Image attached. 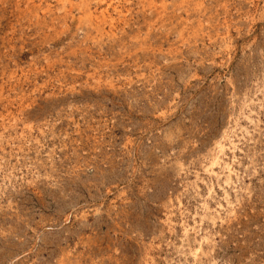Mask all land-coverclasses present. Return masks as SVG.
Masks as SVG:
<instances>
[{
    "label": "rangeland",
    "instance_id": "1",
    "mask_svg": "<svg viewBox=\"0 0 264 264\" xmlns=\"http://www.w3.org/2000/svg\"><path fill=\"white\" fill-rule=\"evenodd\" d=\"M0 264H264V0H0Z\"/></svg>",
    "mask_w": 264,
    "mask_h": 264
},
{
    "label": "bare ground",
    "instance_id": "2",
    "mask_svg": "<svg viewBox=\"0 0 264 264\" xmlns=\"http://www.w3.org/2000/svg\"><path fill=\"white\" fill-rule=\"evenodd\" d=\"M225 137H227V136H225ZM226 145L224 144V143H219V145H218V147H219V150H218V152H224L225 151V147ZM220 160V156H219V154L217 155V156H215L214 157V161H213V163L212 164H214L216 161H219ZM226 167H228V169H230V167L228 166V165H226Z\"/></svg>",
    "mask_w": 264,
    "mask_h": 264
}]
</instances>
